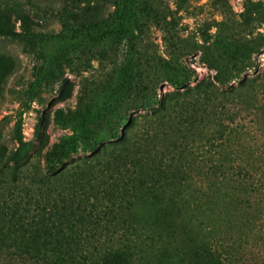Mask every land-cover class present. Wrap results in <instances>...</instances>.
<instances>
[{
	"label": "trees",
	"instance_id": "obj_1",
	"mask_svg": "<svg viewBox=\"0 0 264 264\" xmlns=\"http://www.w3.org/2000/svg\"><path fill=\"white\" fill-rule=\"evenodd\" d=\"M15 5L0 1V36L35 44ZM234 79L179 75L160 96L140 82L115 140L70 163L68 138L0 134V264H264V75Z\"/></svg>",
	"mask_w": 264,
	"mask_h": 264
},
{
	"label": "rangeland",
	"instance_id": "obj_2",
	"mask_svg": "<svg viewBox=\"0 0 264 264\" xmlns=\"http://www.w3.org/2000/svg\"><path fill=\"white\" fill-rule=\"evenodd\" d=\"M7 1L33 19L16 30L36 37L31 45L0 36L8 149L20 137L37 144L43 130L47 147L72 142L70 163L115 140L149 94L140 82L160 96L179 75H190V85L216 73L235 77L234 85L264 75V0ZM78 111L92 114L85 120ZM45 148L30 151L40 166Z\"/></svg>",
	"mask_w": 264,
	"mask_h": 264
}]
</instances>
